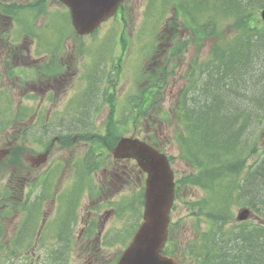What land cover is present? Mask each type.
I'll use <instances>...</instances> for the list:
<instances>
[{
	"label": "flooded vegetation",
	"instance_id": "af4514ba",
	"mask_svg": "<svg viewBox=\"0 0 264 264\" xmlns=\"http://www.w3.org/2000/svg\"><path fill=\"white\" fill-rule=\"evenodd\" d=\"M12 46L10 49L19 50L18 44ZM18 56L24 55L19 53ZM49 56L51 61L47 65L52 64L57 71L47 70L43 75L50 82L54 79L57 87L41 86L40 94L25 89V93L34 95L31 99L35 102L30 106L34 113L22 119L16 115L13 122L14 140L21 138L24 128L29 131V125L37 128L38 133L30 139L31 151L23 152L22 148L14 147L15 160L21 157L23 163L10 165L17 173L0 184V264L13 263L17 255L28 259L23 264H41L40 258L38 262L30 256L36 255L39 247L40 253L48 247V254L61 256V261L55 264H116L117 256L105 258L110 246L106 242L107 224L104 229L103 220L108 214L116 219L120 217L124 223L121 236L131 234L132 222L128 221L127 212L133 210V195L121 193L131 182V170L126 164L133 161L117 158L110 149H100L97 143L93 146L94 136L86 127L93 122H85L94 120L96 114L93 115L92 110L98 108L97 102L111 104L119 82L106 70L102 75L100 72L89 77L79 75L72 68L74 55L68 56L63 44L53 46ZM66 57L69 58L66 60ZM77 85L85 89V94L77 92ZM24 88L18 84L16 96H20ZM123 96L127 97L123 92L119 102L125 99ZM61 108L65 112L72 108L75 112L74 125L70 124L74 129H59L66 127L62 124ZM37 135L40 139L36 140ZM43 152H48L47 162L37 166L39 160L31 157ZM23 168L28 169L25 175L21 173ZM140 174L138 171L136 176ZM140 189L141 185L138 193ZM120 203L124 209L118 208ZM4 252L13 254V261L5 262ZM68 255H73L78 263H69Z\"/></svg>",
	"mask_w": 264,
	"mask_h": 264
},
{
	"label": "rangeland",
	"instance_id": "374dc122",
	"mask_svg": "<svg viewBox=\"0 0 264 264\" xmlns=\"http://www.w3.org/2000/svg\"><path fill=\"white\" fill-rule=\"evenodd\" d=\"M3 1H6V2L16 1V2H20L24 4H29L35 0H3ZM148 2H149L148 0H128L127 11L129 13L124 17V22L122 23L121 21L112 20L111 22H108L105 25L103 24L102 25L103 27L99 29L100 31L98 30L99 32L97 33V35L95 37L88 38L90 40H87L86 46L82 47L83 54L87 55L86 63L84 64V66L80 62L78 57H77V59L79 60L78 62L76 63L74 61L72 62V68L73 67L76 68L80 66V69L78 70L80 74H82V70L83 72H87L92 67L94 59H95V55L92 50L94 49L96 44L103 41L102 45H99L97 49H99L103 45H106V46H103L102 49L96 54L105 55L102 57V59L105 60V62L111 64L112 61L116 59L119 53V50L123 48L122 46H119L118 49H116V46L119 45L120 37L123 31H125L127 33L126 47H127L128 57L126 58L125 63L123 65L121 81L117 87V93L115 96L116 101H119L120 96L122 95L124 90L129 89V88H133L131 92L132 99L137 97L136 98L137 100L140 97L141 90H138V87L140 86V79H141L140 67L142 64V60H143L144 66H146V63L144 62V60L148 57V55H151L149 57L150 59L156 60V56L158 52L156 49H158V46L153 49L152 54L150 53L152 49L153 38H156L154 33H158L160 29H163L167 23V20L171 19L172 13L170 9L166 10L165 7L150 8L149 6H147ZM59 7H60V4L53 3V0L48 1V8L53 17H55V14H57L56 10L60 9ZM44 20H45L44 18L40 19L37 22L36 24L37 26H35V28L36 29H42V28L47 29L48 28L47 25H45L44 27L39 26L45 22ZM175 26L171 30H169L170 37H171V39H169L170 42H177L173 39L176 33ZM1 29L2 27H0V32H1ZM68 31L66 30L65 33H61L59 37L61 36L66 37ZM36 32L40 33L41 31H36ZM69 32L70 34L75 36L73 31H69ZM165 32H168V31L166 30ZM15 34L20 35V33L18 32H15ZM72 39L73 38H71L69 41L66 42L67 43L66 53L67 55H70V56L75 55V52L77 51V48L79 47V42L77 41L75 42ZM262 45L264 44L261 42L260 46H258V49L255 48L256 50H253V49H252L253 51L251 50L252 51L251 56L253 57V62L250 68L253 69L254 78H252L253 80L249 79L247 80V82L245 81L247 84L252 81L253 83H255L256 81L255 79L258 78L261 72H264V46ZM166 47H167V50H166ZM168 47H169L168 44L167 46L165 45L164 51H161V53L159 54V57L156 60L158 61L157 68H159V66H165L167 68L166 70L168 71L169 76H168L166 87L164 89H161V92L159 93L158 98L160 101L158 102L160 103H156L155 105L156 107L153 108L156 110L163 108L162 110L165 111L167 114H169L167 115V117L170 116V113H172L173 110H176L180 106H182V102H181L182 98L180 96L182 87H184L186 83L188 84L190 83L188 79L186 78V72L187 71L194 72V73L201 72L202 64L203 62H205L207 53L212 48L211 41H210L208 42V46L202 48L200 51H197L196 48H190L185 53L186 50H183V52L178 56L176 60H172L173 58H172L171 48L169 47L168 49ZM108 48L112 50L110 53H106V49ZM68 58L69 57H66V60ZM30 60L31 59L29 58H23L19 62L16 60H12L6 63V61L3 59L1 55V50H0V77L3 78L1 85L11 90L12 97H13V107L16 108V111L18 110V107H19V96H16L15 94L14 79L13 78L10 79L8 77L7 70L11 67L15 68V66L17 65L29 66ZM50 61H51V57L49 56L48 58H44L41 61H36V64L41 62L43 63L42 64L43 68L46 71L47 70L57 71L52 64L47 65L48 63H50ZM54 64H56V62ZM157 68L154 67V63H153L151 67L149 68V71H151L150 75H153L155 77L161 76L162 73L159 71H156L158 70ZM20 71L21 70H19L18 73ZM136 71H138L137 74H136ZM189 72H187V74ZM243 73L241 74L242 77H244ZM34 77H37L36 72H30L28 75L24 76L25 79H29L27 80V82L23 81V86L26 87L24 89L36 90V92L39 93V86L45 87L46 85L50 86L51 84L53 87H57L56 83L54 82V79H51V82H50V79L47 77L43 79V82L39 84L37 82L35 83L33 82V80L35 81ZM135 78L137 80H135ZM136 82H137V85H136ZM33 88H37V89H33ZM10 90L8 92V95L11 97ZM25 95L27 94L23 90L22 98L20 100L22 105L29 106V107L32 106L35 101L29 97L24 98ZM97 103L98 105H100L101 102H97ZM148 109H152V107ZM70 113H75V112L70 111ZM92 114L95 115L96 111L92 110ZM109 114H110V111L105 107L104 104H102L100 107V110L97 112V114L94 117V121H93L94 123L92 125H86V127L94 131L100 129L101 131L100 134H103L106 122L108 121ZM127 114L129 113H126V115ZM66 116H69V112L65 113L64 120L62 121V124H65L66 127L60 125L61 127H59V129L61 128H68L69 130L74 129L75 126H71L70 124H73V120L76 116L71 117L72 121L70 123L66 122L65 120ZM76 119H79V117ZM86 120H87L85 122L86 124L91 122L90 119H86ZM121 122L125 123L124 127L126 131L124 132V134L126 137H130L133 135L134 137L137 136V138L142 139L146 135V133L154 134L155 132H157L158 137H160L163 140V143H166V141H168L166 143L167 145L165 144L164 151L167 152L168 155H170L173 158V161H174L173 169L175 170L179 178H182L183 176H188L192 174L193 172H195L193 169H196V166L189 159L187 158L182 159L181 147L178 141V139L180 138V133H179L180 128L178 129L175 126V122H176L175 119H172L171 124H168L167 122H164V121L163 123H161L159 120V117L157 115H153L152 117L148 116L147 119L141 120V122L137 124V126H134L132 123L128 124L124 121H121ZM241 122L245 124V120L242 119ZM252 127L253 125L250 128L251 130H252ZM29 128L30 129L28 132V135H29L28 139L25 140L23 138H20L15 143H21V144L27 145L28 148L30 147L29 140L33 137V135H36L38 133V129L31 125H29ZM258 130L259 131H257L256 133H257V136L259 135L258 140H259L260 150L259 152L252 154L248 158L247 163H246L247 166H250L252 164H256L257 162H259L262 156L264 158V123H261L260 125H258ZM6 134L7 136L5 137L4 143L8 144V138L13 137V134L16 135V132H13V130L11 129V132L9 133L8 131L6 132ZM23 140H25L26 142H24ZM87 148H89V146H87ZM27 162L31 164L30 160H28ZM122 164H126V163H122ZM126 165H128L129 170H131V174H130L131 182H128V184L125 186V190L121 194L127 195V193H129L131 196L133 195V203L137 206V210L134 212L133 211L134 207H133V210L132 209L129 210L127 212V219L129 222H132V225L134 226L136 223L141 222L140 220L138 221L136 216L140 215L143 210V207L141 208V212L138 209V207H140L141 204L136 198L138 195V188H140L141 177L136 176L137 171L133 163L128 162V164ZM22 170H24L21 172L22 175H25L28 171V169H25V168H23ZM14 173H17L15 170V167H10V164H6L2 166L0 168V184L7 182V180L11 177L14 178L13 176ZM231 179L234 180L236 179V177L234 178L231 177ZM254 181L255 180H253L251 183L250 181L242 183L241 184L242 194L240 195L238 194V192H234V189L237 186L236 183L229 184V185L222 183L220 190L224 194H230V196L226 200L230 205H232L231 207L234 210V215L235 214L237 215V213L239 212L238 210L242 206L247 205V201H249L251 198H256V196H258L259 199L262 198L261 201L264 200V183H262L261 185L257 184V186H255L253 183ZM205 189L206 190L196 189L195 190L196 196H195L192 194L191 192L192 190L183 186V190L181 191V197H179V200H177L174 211L172 213L173 223L171 225L172 227L171 238L173 240V243H176L178 245L179 243L184 242V241L190 242L189 240L190 227H193L194 229H197L199 227V223L197 222L195 217L192 216V214L195 212L198 213L200 211V207L204 199L206 198L210 199L212 203L216 206H219L222 204V202L219 201L221 192L217 188H213V191H210L208 187H205ZM261 201H258V204ZM239 203L240 205H237ZM253 207H254L253 208L254 213L253 215L249 217L248 222L240 225L241 222L236 221V223L234 222L231 225L227 226L228 228L231 227L232 229H234L232 230L230 234L236 233L237 235V232H236L237 227H242L243 229L249 230L256 224L261 225V226L264 225V209L262 205L261 207L258 205L253 206ZM118 208L124 209L123 203H120ZM190 208L192 210L191 212L189 211ZM109 219L111 220L107 223ZM122 221L123 219H120V217H117L116 219L112 214L106 215V217L103 220L104 229H105V225L107 224L105 238H106V242L109 243L107 245L110 246V248L107 250L108 252L106 254L107 256L105 255L106 259H113L115 256H118L120 252L125 248L126 242H128L129 240V236H125V237H122L121 235L118 236V234L120 233V229L124 226V223ZM116 236L118 237L115 238ZM174 246L178 252H181V249L178 246L176 245ZM120 247H123V248L120 249ZM188 248H189L188 246H185L183 248L184 252L187 253ZM40 250H41V247H39V249L35 252L37 253L36 255H30V256L35 258V260L38 262L41 261L40 262L41 264L42 262H46V261L49 264H55L54 262H52L51 258L47 260L48 255H49L48 247L43 249L42 251L43 253H40L41 252ZM181 254L183 253L181 252ZM4 255H5V261H8L9 255L5 254V252L3 253V256ZM74 255H75L74 257L77 258V253H75ZM55 256H59V255H55ZM79 256L82 257L83 255H79ZM196 256L198 257V260L200 262L201 261L200 255H195L193 253L191 254V257H196ZM74 257L73 255H68V259H69L68 262L78 263V260ZM39 258H40V261H39ZM24 259L26 258L18 257L15 261L16 263L19 262L20 264H23L24 262H26V260H28V259L26 260ZM182 259L184 260V263L186 264H189L191 261L190 257H187V258L182 257ZM80 262H83L82 259H80ZM16 263L14 262V264Z\"/></svg>",
	"mask_w": 264,
	"mask_h": 264
},
{
	"label": "trees",
	"instance_id": "16d2710c",
	"mask_svg": "<svg viewBox=\"0 0 264 264\" xmlns=\"http://www.w3.org/2000/svg\"><path fill=\"white\" fill-rule=\"evenodd\" d=\"M263 7L264 0H184L178 8L175 19L178 17L184 26H191L189 36L199 40L196 45L200 46L205 38L216 40L211 57L205 62L206 69L191 74V102L186 96L174 113L181 128L183 159L196 166L195 175L186 178L192 185L220 188L224 181L227 185L238 184L245 169L251 175L246 182L255 180V186L264 183V160L246 166L248 158L259 148V135L253 130L264 123V72L255 83H246L254 78L251 52L261 42L264 44V25L258 17ZM150 91V95L158 92L156 87ZM257 198H251L249 203L264 209V200ZM240 234L234 241L238 248L225 247L223 242L213 239L214 246H209L208 255L194 252L193 246L188 250L190 254L204 256L200 264H264V233ZM166 252L178 251L168 247ZM181 252L185 253L183 249Z\"/></svg>",
	"mask_w": 264,
	"mask_h": 264
},
{
	"label": "water",
	"instance_id": "95a60500",
	"mask_svg": "<svg viewBox=\"0 0 264 264\" xmlns=\"http://www.w3.org/2000/svg\"><path fill=\"white\" fill-rule=\"evenodd\" d=\"M60 1L69 7L76 32L86 35L113 16L123 0ZM261 17L264 20V9ZM8 152V149L0 150V163ZM114 152L120 157L136 159L149 175L143 222L118 264H178L173 258L163 255L174 203L173 173L168 160L157 150L138 140H123Z\"/></svg>",
	"mask_w": 264,
	"mask_h": 264
}]
</instances>
